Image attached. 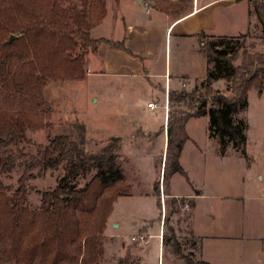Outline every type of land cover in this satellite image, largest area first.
<instances>
[{
  "label": "trees",
  "instance_id": "trees-1",
  "mask_svg": "<svg viewBox=\"0 0 264 264\" xmlns=\"http://www.w3.org/2000/svg\"><path fill=\"white\" fill-rule=\"evenodd\" d=\"M143 1L176 16L188 10L191 0ZM252 1L264 42V2ZM105 13L106 0H0V81L15 87L24 96L21 106L26 104L16 113L0 110V175L19 172L14 187L0 182V264L6 257L14 264L104 262L105 226L112 203L131 189V164L119 152V137H109L97 149L87 150L86 129L74 120L70 127L76 140L57 134L33 151H23L19 142L25 139L24 128L36 125L31 117L41 122L42 88L48 81L82 78L86 55L94 53L100 42L128 51L120 41L90 36V29ZM9 35L15 37L6 42ZM196 38L206 59L204 78L189 91L180 88L166 93L171 108L166 111V144L163 162L155 160L153 183L158 195L161 172L166 208L176 202L168 197L170 175L185 176L178 156L187 139L186 120L206 115L207 136L216 142L217 154L224 155L227 146L243 153L246 123L235 115L246 107L247 91L260 90L264 83V50L246 45V34H240L241 41L234 45L230 44L233 38L226 36L200 32ZM215 81H223V89L213 85ZM55 171L54 186L40 193L37 204L30 203L27 180ZM187 234L185 252L171 237L173 252L185 264H211L195 256L199 240L189 230Z\"/></svg>",
  "mask_w": 264,
  "mask_h": 264
},
{
  "label": "rangeland",
  "instance_id": "rangeland-1",
  "mask_svg": "<svg viewBox=\"0 0 264 264\" xmlns=\"http://www.w3.org/2000/svg\"><path fill=\"white\" fill-rule=\"evenodd\" d=\"M260 1L264 2V0ZM251 3H253L252 0ZM245 4L243 0L217 2L215 4L217 29L233 34L226 36L233 38L231 45L241 41L240 34H246V38L243 39L245 44H253L255 51H263L264 42L259 24L257 22L252 24L254 22L252 18L249 20L250 24H247ZM174 60L175 54L171 42V74L175 70ZM0 74H2L1 70ZM202 74L194 73L187 77V86L183 89L189 91L194 85H197L204 78L205 70ZM142 79L141 84L146 89L128 90L130 94L126 90H121L119 95L128 97L133 102L130 114L136 110L135 112L146 124H149L151 128H158L162 121V110L158 107L148 109L145 104L150 101L160 107L164 105V101L155 96L154 92L147 88L144 78ZM88 84V80L83 75L82 78L78 79L51 80L44 85L42 88L43 101L39 106L42 111L41 122L38 118L31 117L30 122L36 125L32 128H24L25 139L19 142L23 151H33L35 146L46 144L51 137L57 134H66L76 140V135L70 127V123L74 120L81 122L86 129L85 148L87 150L97 149L109 137H116L109 135L120 132L119 125L111 119L112 116H109L108 105L95 101L97 95L92 93L93 89H90ZM213 85L221 90L224 82L215 81ZM8 87L3 86L0 81V110L4 113H16L21 108L26 107V104L21 106V99L24 96H21L11 84ZM157 93L159 94L160 90H156ZM223 93L230 96L228 92ZM181 108L186 110L185 106ZM169 109L171 108L167 102V110ZM235 117L242 118L246 123L244 152L240 153L227 146L225 148L226 155L221 157L216 152V142L207 136V116L188 118L184 129L191 139L185 142L182 155L185 176L177 173L173 181L176 190L187 188V181L190 179L202 184L204 196L195 200L192 221L194 220L198 230L201 231L208 227V222L203 219V217H208L211 219V223H217L218 228L211 227L214 231L205 230L213 236L219 231L218 234L225 235V238L220 236L205 240L207 256H216V260L222 264H264V83L260 90L250 88L247 91V105ZM132 134L127 133L119 137L121 145L119 152L124 150L126 155L121 154L128 157L130 167H133V159L128 155L126 146L133 142ZM140 141L141 145H149L152 138L148 137ZM18 173L11 171L2 174L0 175V182L9 188L14 187ZM56 174L57 171L50 174L46 172L44 175L27 180L26 198L30 203L37 204L40 193L54 186ZM161 176V172H158V183L162 181ZM135 179L138 180V177ZM128 180H130L129 177ZM162 193L165 196L163 191ZM164 199L165 197H163V217L161 214L159 217L163 240L172 247L171 237H175L179 242L181 251L185 252L189 247V242L186 240L189 239L187 231L190 215L188 210L185 211L182 206L184 203L189 204V201L186 198H177L174 205L166 208V199ZM153 201H156V196ZM157 206L161 213L159 199ZM220 221L226 227L224 231L219 226ZM154 222L152 230L150 229L152 232L157 231V219ZM134 234L136 232L131 235ZM129 238L130 235L123 238L119 250L116 246V249L110 250L113 254L112 259L104 253L103 264H143L139 260L140 255H142L139 249L141 245ZM106 245L109 248L113 244L108 239L105 240L104 252ZM126 251H129L127 263L124 259ZM2 263L14 264L8 257Z\"/></svg>",
  "mask_w": 264,
  "mask_h": 264
},
{
  "label": "crops",
  "instance_id": "crops-1",
  "mask_svg": "<svg viewBox=\"0 0 264 264\" xmlns=\"http://www.w3.org/2000/svg\"><path fill=\"white\" fill-rule=\"evenodd\" d=\"M219 1L239 0H191L186 5L188 10L176 16L156 10L152 1L106 0L104 17L89 31L92 38L120 41L128 50L112 48L107 43L100 42L94 53L89 52L86 55V75L84 74L89 83L88 87L92 88V93L97 95L95 101L108 105L109 116H112L111 119L120 127V132L109 136L122 137L127 133H133L131 136L133 142L126 146L128 155L133 159V167L129 171L131 189L128 195L118 196L113 201L106 220L105 240L108 239L113 245L109 248L106 245L104 253L111 259L113 254L110 250L116 247L119 250L123 238L136 232L144 233L147 237L146 243L139 246L140 254H142L139 260L143 264H185L162 237L161 225L159 226L160 210L157 206L159 197L153 185L156 175L155 160L160 159L159 163L163 162L166 144L167 91L186 87L187 77L194 73H204L206 67V59L200 50L196 34L203 32L212 35H233L217 29L215 4ZM243 1L246 3L247 24H250L251 18L254 24L257 18L251 0ZM171 42L175 54V70L172 74L170 72ZM142 78L147 83V88L164 101V105L160 107L151 102L154 103V107L162 110V121L158 128H151L149 124H146L135 112L136 110L130 114L133 102L130 98L119 95L121 90L146 89L141 84ZM156 90H160V93L156 94ZM128 94H130L129 91ZM149 133H155L152 142L149 145H141L140 140L148 138ZM190 139L187 135L178 156V162L183 171L185 168L182 166V155L185 142ZM136 143L138 145H135ZM121 153L125 154L123 149ZM175 175L177 173H172L169 177L168 197L186 198L189 201L188 230L199 240L195 256L211 264H222L216 260V256H207L205 251V240L220 236L225 238L224 234H218L220 231L213 236L205 230L214 231L211 227L217 229V223H211L210 218L203 217L208 222V227L199 231L194 220L192 221L195 200L204 196L202 184L190 179L187 181V188L176 190L173 181ZM136 177L138 180L135 179ZM155 196L156 201H153ZM155 219H157V231L152 232L150 229L152 230ZM219 226L223 231L226 228L221 221ZM118 240L121 241L118 242ZM126 254H129V251H126Z\"/></svg>",
  "mask_w": 264,
  "mask_h": 264
},
{
  "label": "built area",
  "instance_id": "built-area-1",
  "mask_svg": "<svg viewBox=\"0 0 264 264\" xmlns=\"http://www.w3.org/2000/svg\"><path fill=\"white\" fill-rule=\"evenodd\" d=\"M146 106L147 107H150V108H153L154 107V103H151V102H148L147 104H146ZM158 196H159V201H160V204H161V216L163 217V212H164V208H163V197H164V195H163V193H162V188H161V182L159 183V185H158ZM182 208L185 210V211H187V210H189V204L188 203H184L183 204V206H182ZM146 235L144 234V233H136V234H134V235H131L130 236V240L131 241H133V242H135L136 244H138V245H143V244H145L146 243Z\"/></svg>",
  "mask_w": 264,
  "mask_h": 264
},
{
  "label": "water",
  "instance_id": "water-1",
  "mask_svg": "<svg viewBox=\"0 0 264 264\" xmlns=\"http://www.w3.org/2000/svg\"><path fill=\"white\" fill-rule=\"evenodd\" d=\"M14 35H9V37H8V39H7V41L6 42H8V41H10V40H12V39H14Z\"/></svg>",
  "mask_w": 264,
  "mask_h": 264
}]
</instances>
